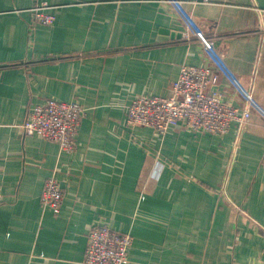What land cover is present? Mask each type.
I'll return each instance as SVG.
<instances>
[{
	"label": "crops",
	"instance_id": "1",
	"mask_svg": "<svg viewBox=\"0 0 264 264\" xmlns=\"http://www.w3.org/2000/svg\"><path fill=\"white\" fill-rule=\"evenodd\" d=\"M0 0V264H82L102 222L134 242L125 264H264V117L226 134L131 127L137 95L166 97L183 64L207 63L160 0ZM264 110V0H184ZM240 105L226 79L218 88ZM78 102L72 152L21 126L35 105ZM64 191L58 214L46 181Z\"/></svg>",
	"mask_w": 264,
	"mask_h": 264
},
{
	"label": "built area",
	"instance_id": "2",
	"mask_svg": "<svg viewBox=\"0 0 264 264\" xmlns=\"http://www.w3.org/2000/svg\"><path fill=\"white\" fill-rule=\"evenodd\" d=\"M32 1L35 20L42 25L53 24L55 16L48 12L50 6L41 0ZM160 1L167 3L183 24V41L196 40L200 44L207 63L201 66L183 64L166 97L137 95L128 106V124L152 127L166 134L172 125L181 122L195 132L223 135L230 131L235 121L242 127L254 113L264 117V110L254 99L253 80L244 85L230 70L225 55L216 47L215 37L206 35L197 25L192 14L185 10L184 0ZM222 79H226L235 91L242 102L240 105L221 98L218 88ZM85 112L78 102L47 99L32 108L21 126L22 135H37L72 152ZM63 198L64 191L58 180L49 178L41 195L42 205L58 214ZM133 242L131 234L99 222L89 230L82 264H125Z\"/></svg>",
	"mask_w": 264,
	"mask_h": 264
}]
</instances>
